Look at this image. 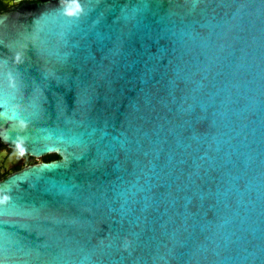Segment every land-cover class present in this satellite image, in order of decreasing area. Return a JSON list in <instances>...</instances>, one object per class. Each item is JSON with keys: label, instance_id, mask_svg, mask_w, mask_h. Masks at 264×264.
I'll use <instances>...</instances> for the list:
<instances>
[{"label": "water", "instance_id": "water-1", "mask_svg": "<svg viewBox=\"0 0 264 264\" xmlns=\"http://www.w3.org/2000/svg\"><path fill=\"white\" fill-rule=\"evenodd\" d=\"M0 264H264V0L0 11Z\"/></svg>", "mask_w": 264, "mask_h": 264}, {"label": "flooded vegetation", "instance_id": "flooded-vegetation-1", "mask_svg": "<svg viewBox=\"0 0 264 264\" xmlns=\"http://www.w3.org/2000/svg\"><path fill=\"white\" fill-rule=\"evenodd\" d=\"M43 1L46 0H0V11L22 3H37ZM50 155L52 154H46L40 157L31 156L23 150L11 147L0 138V181H3L11 174L29 165L50 161V159H46Z\"/></svg>", "mask_w": 264, "mask_h": 264}, {"label": "trees", "instance_id": "trees-1", "mask_svg": "<svg viewBox=\"0 0 264 264\" xmlns=\"http://www.w3.org/2000/svg\"><path fill=\"white\" fill-rule=\"evenodd\" d=\"M57 158V155L56 154H52L50 156H48L46 159H56Z\"/></svg>", "mask_w": 264, "mask_h": 264}]
</instances>
